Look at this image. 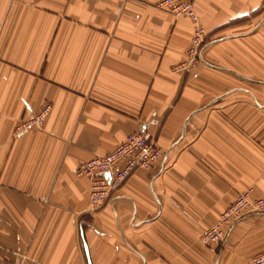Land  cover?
Returning a JSON list of instances; mask_svg holds the SVG:
<instances>
[{"label":"crops","instance_id":"crops-1","mask_svg":"<svg viewBox=\"0 0 264 264\" xmlns=\"http://www.w3.org/2000/svg\"><path fill=\"white\" fill-rule=\"evenodd\" d=\"M0 0V264H252L264 213L200 233L242 191L264 198V0ZM45 104L41 129L14 136ZM141 123L162 157L89 208L80 162Z\"/></svg>","mask_w":264,"mask_h":264},{"label":"built area","instance_id":"built-area-1","mask_svg":"<svg viewBox=\"0 0 264 264\" xmlns=\"http://www.w3.org/2000/svg\"><path fill=\"white\" fill-rule=\"evenodd\" d=\"M158 6L175 17H185L193 22L186 59L175 65L174 70L181 71L195 67L200 61L201 48L205 44L207 34L196 14L195 0H161ZM50 110L51 105L45 104L36 112L21 119L13 135L16 136L32 128L41 129ZM161 157V151L151 139L134 131L126 134L122 141L108 153L95 155L80 162L76 173L89 181V208L96 209L104 205L111 194L136 169H149ZM250 212L264 213V198H251L250 190L247 189L237 194L213 225L201 231L200 241L203 244L221 243L231 225ZM251 263L264 264V251L254 255Z\"/></svg>","mask_w":264,"mask_h":264},{"label":"water","instance_id":"water-1","mask_svg":"<svg viewBox=\"0 0 264 264\" xmlns=\"http://www.w3.org/2000/svg\"><path fill=\"white\" fill-rule=\"evenodd\" d=\"M148 124L145 123H141V125L139 126V129H137V131L141 134H143L147 139H150V131L148 129Z\"/></svg>","mask_w":264,"mask_h":264}]
</instances>
